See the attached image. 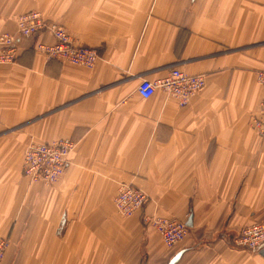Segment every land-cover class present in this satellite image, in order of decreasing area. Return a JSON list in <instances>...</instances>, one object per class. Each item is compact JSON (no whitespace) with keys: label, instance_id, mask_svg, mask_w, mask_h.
I'll return each mask as SVG.
<instances>
[{"label":"crops","instance_id":"crops-1","mask_svg":"<svg viewBox=\"0 0 264 264\" xmlns=\"http://www.w3.org/2000/svg\"><path fill=\"white\" fill-rule=\"evenodd\" d=\"M36 9L79 46L92 68L19 41L0 64V264H264L233 239L264 219V134L251 125L264 88V0H0V33ZM178 67L205 73L186 106L158 90L138 93ZM71 138L76 148L53 185L22 174L31 142ZM123 182L147 191L143 212L123 217ZM190 222L167 246L142 215ZM187 224V225H188Z\"/></svg>","mask_w":264,"mask_h":264},{"label":"built area","instance_id":"built-area-1","mask_svg":"<svg viewBox=\"0 0 264 264\" xmlns=\"http://www.w3.org/2000/svg\"><path fill=\"white\" fill-rule=\"evenodd\" d=\"M18 35L30 37L43 32H51L55 37L53 43L40 42L37 50L46 52L49 58H60L70 63L93 67L99 59L96 48L75 46L71 36L60 24L48 21L38 10H30L17 18ZM4 33L0 36V63L16 60L18 52L16 41L19 37ZM264 82V75L261 78ZM205 85L204 74H187L179 68H172L169 73L158 80L142 79L138 93L143 98H150L156 91L162 90L186 105L197 91ZM73 142L69 138H59L49 142L32 143L25 152L24 176L32 182L53 185L59 181L66 170L72 151ZM147 200L146 193L134 186L125 184L116 196L118 211L123 216H130L141 208ZM146 221L155 226L168 245L184 240L189 227L185 222L166 217H146ZM233 242L237 246L255 251L264 245V220L251 223L239 231ZM10 241L0 240V263L5 257Z\"/></svg>","mask_w":264,"mask_h":264},{"label":"rangeland","instance_id":"rangeland-1","mask_svg":"<svg viewBox=\"0 0 264 264\" xmlns=\"http://www.w3.org/2000/svg\"><path fill=\"white\" fill-rule=\"evenodd\" d=\"M32 10H36V9H32ZM30 11V10H29ZM39 11V10H38ZM27 12V11H26ZM41 12V11H40ZM23 13H25V12H23ZM23 13H21V14H23ZM42 13V12H41ZM21 14H19L17 17H16V30L15 31H13V32H9V31H4V32H1L0 33V36L2 35V34H4V33H8V34H12V35H18V23H17V18L21 15ZM43 14V13H42ZM45 17V16H44ZM46 18V17H45ZM47 19V18H46ZM65 28V27H64ZM66 29V28H65ZM46 32H48V31H46ZM46 32H43V33H46ZM68 32V31H67ZM43 33H39V34H36V35H33V36H30V37H21V36H17V37H19L18 38V40L16 41V47H17V52H18V54H19V45H18V43H19V41L20 40H22V39H33V38H37L39 35H41V34H43ZM48 33H50L52 36H53V34L51 33V32H48ZM54 37V36H53ZM55 38V37H54ZM71 41H72V43H73V45H75V46H79V45H76L74 42H73V40H72V38H71ZM47 43V42H46ZM38 44H40V42L38 41V42H36V44H35V49L37 50V45ZM82 47H84V46H82ZM85 47H88V46H85ZM92 48H94V47H92ZM97 49V48H96ZM98 50V49H97ZM38 51H40V52H43V51H41V50H38ZM98 53H99V58H100V52L98 51ZM44 54L47 56V58H48V60H51V59H54V58H49V56H48V54L46 53V52H44ZM55 58H57V57H55ZM17 59H18V55H17V58H16V60H14L13 62H10V63H3V62H1L0 64H11V63H14V62H16L17 61ZM58 59H60V58H58ZM64 60V59H63ZM67 61V60H66ZM73 64V63H72ZM96 64V63H95ZM81 66V65H80ZM83 67H85V66H83ZM88 68H92V67H88ZM174 68H178V67H174ZM179 69H181V68H179ZM171 70V69H170ZM182 70V69H181ZM182 71H184V70H182ZM185 72V71H184ZM185 73H187V72H185ZM187 74H204L205 75V85H204V87L203 88H201L199 91H197L196 92V94H198L201 90H203L205 87H206V85H207V76H206V74L205 73H187ZM256 79H257V82L264 88V82H262L261 81V78H262V76L264 75V68H261V69H258V70H256ZM167 93V92H166ZM168 95H170L171 97H173V98H175L174 96H172L171 94H169V93H167ZM196 94H194L193 95V97L191 98V100L194 98V96H196ZM176 100H177V102H178V104L180 105V106H186V105H188L190 102H191V100H190V102L188 103V104H186V105H181L180 103H179V101H178V99L177 98H175ZM250 123H251V125H252V127L260 134V135H263L264 134V96L261 98V100H260V102H259V106H258V109H257V111L256 112H253V114L251 115V117H250ZM59 139V138H58ZM69 139H71V138H69ZM54 140H57V139H54ZM72 140V142H73V147H72V151L76 148V142L73 140V139H71ZM32 143H36V142H31L30 144H28V146H27V148L32 144ZM27 148L24 150V152H23V157H22V174L24 173V164H25V152H26V150H27ZM71 151V152H72ZM69 156H70V154H69ZM69 156H68V159H69ZM67 169V168H66ZM66 171V170H65ZM65 171H64V173H65ZM23 176H24V174H23ZM63 176V175H62ZM62 176H61V178H62ZM60 178V179H61ZM59 179V180H60ZM125 184H128V185H131V186H134V187H137V188H139V189H141V190H143L145 193H146V195H147V200H146V202L143 204V206L141 207V208H139L138 210H136L133 214H131L130 216H123L119 211H118V207H117V204H116V197H115V206H116V209H117V211L119 212V214L121 215V216H123V217H131V216H133L134 214H136V213H138V212H143V210H144V207L146 206V204L148 203V200H149V194L147 193V191L145 190V189H143L142 187H140V186H138V185H136V184H134V183H132V182H123L121 185H120V187H122L123 185H125ZM120 187H119V189H120ZM119 192V191H118ZM166 217V216H156V215H148V214H143L142 215V222L144 223V225L145 224H147V225H151V226H153L151 223H149L148 221H146V217ZM166 218H172V219H176V220H179V219H177V218H174V217H166ZM262 220H264V219H262ZM262 220H260V221H262ZM179 221H181V220H179ZM183 222V221H182ZM257 222V221H256ZM254 223V222H253ZM187 225V224H186ZM249 225V224H248ZM188 226V225H187ZM247 226V225H246ZM153 227H155V226H153ZM189 227V226H188ZM245 227V226H244ZM156 228V227H155ZM243 228V227H242ZM157 229V228H156ZM158 230V229H157ZM158 232L160 233V235H161V237H162V234H161V232L158 230ZM189 234V233H188ZM188 236V235H187ZM163 239V238H162ZM163 241H164V239H163ZM183 241V240H182ZM181 242V241H180ZM164 243L167 245V246H169V247H173V246H175L176 244H178L179 242H177V243H175V244H173V245H168L165 241H164ZM10 244V243H9ZM6 255V254H5Z\"/></svg>","mask_w":264,"mask_h":264},{"label":"water","instance_id":"water-1","mask_svg":"<svg viewBox=\"0 0 264 264\" xmlns=\"http://www.w3.org/2000/svg\"><path fill=\"white\" fill-rule=\"evenodd\" d=\"M188 224V223H187ZM190 225V222H189V224H188V226ZM263 253V255H264V252H262ZM178 259V256H175L171 261H170V263L169 264H174V262L176 261Z\"/></svg>","mask_w":264,"mask_h":264}]
</instances>
